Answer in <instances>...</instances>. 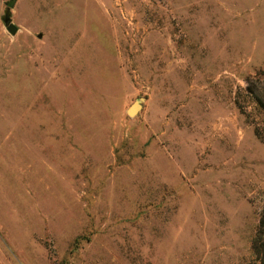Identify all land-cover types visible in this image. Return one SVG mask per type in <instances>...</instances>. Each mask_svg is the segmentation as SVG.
<instances>
[{"label": "rangeland", "instance_id": "rangeland-1", "mask_svg": "<svg viewBox=\"0 0 264 264\" xmlns=\"http://www.w3.org/2000/svg\"><path fill=\"white\" fill-rule=\"evenodd\" d=\"M6 1L0 264H256L264 0Z\"/></svg>", "mask_w": 264, "mask_h": 264}, {"label": "trees", "instance_id": "trees-1", "mask_svg": "<svg viewBox=\"0 0 264 264\" xmlns=\"http://www.w3.org/2000/svg\"><path fill=\"white\" fill-rule=\"evenodd\" d=\"M250 251L255 257L256 264H264V207L258 215L256 227L250 238Z\"/></svg>", "mask_w": 264, "mask_h": 264}, {"label": "water", "instance_id": "water-1", "mask_svg": "<svg viewBox=\"0 0 264 264\" xmlns=\"http://www.w3.org/2000/svg\"><path fill=\"white\" fill-rule=\"evenodd\" d=\"M13 0H7L5 2V5L7 7L11 6ZM1 20L4 24L5 29L9 32V33H14L16 30L15 25L10 21V17L7 11H5L3 13V15L1 16ZM139 108V101L138 100H134V102L127 108V113L128 114H133L136 112V110Z\"/></svg>", "mask_w": 264, "mask_h": 264}]
</instances>
